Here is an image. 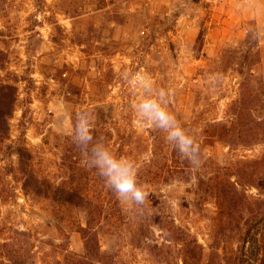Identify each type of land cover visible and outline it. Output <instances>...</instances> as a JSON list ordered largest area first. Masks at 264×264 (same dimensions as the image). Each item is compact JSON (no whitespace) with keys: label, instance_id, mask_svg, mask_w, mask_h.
Masks as SVG:
<instances>
[{"label":"rangeland","instance_id":"1","mask_svg":"<svg viewBox=\"0 0 264 264\" xmlns=\"http://www.w3.org/2000/svg\"><path fill=\"white\" fill-rule=\"evenodd\" d=\"M124 70H147L176 88L171 108L198 134L199 169L187 161L168 182L153 175L164 172L151 158L153 137L162 134L135 118L136 93L121 81ZM216 73L222 80L210 88L206 78ZM243 78L245 92L259 94L260 102L247 105L264 118V0H0V84L16 88L0 140V244L9 242L13 255L0 264H71L66 255L83 254L85 209L55 195L80 166L63 138L84 107L110 132L105 143L137 161L150 193L142 210L120 201L124 217L100 233L103 257L93 264H183L194 246V264H240L242 246L243 264H257L254 239L244 245L243 229L249 222L264 232V215L252 219L237 207L228 214L209 196L229 164L264 154V144L228 150L221 142L219 125ZM31 176L43 186L40 195L33 179L24 189ZM245 191L258 198L254 188Z\"/></svg>","mask_w":264,"mask_h":264},{"label":"trees","instance_id":"2","mask_svg":"<svg viewBox=\"0 0 264 264\" xmlns=\"http://www.w3.org/2000/svg\"><path fill=\"white\" fill-rule=\"evenodd\" d=\"M42 2V0H35ZM248 43V42H247ZM242 68L239 69V73ZM247 78H243L239 90L238 100L234 103L228 113V120L225 123L219 125V129L222 132L221 142L225 144L228 150H236V148H249L264 144V118L257 115L256 109L249 107L247 101L252 100L259 101V94L257 90H246L245 81ZM16 100V88L9 84H0V140H2L9 131L8 114L12 111ZM7 114V115H8ZM75 116V115H74ZM74 122V118L72 123ZM93 135L95 139H102L104 142L110 136V132L106 129L97 127L95 124ZM64 147H70L69 151H74V157L77 162H73L75 165H80L74 170L70 177V183L65 186L63 183L58 187L56 195L58 198L66 194L70 197L72 203L77 202L76 205L83 206L87 220L84 227H79L78 233L83 241V254H70L66 255V262L71 264H93L101 263L103 254L100 250L98 237L100 233L105 231H111L116 226V223L122 221L123 213L120 205V200L116 198L114 193L107 189L103 180L98 176L95 169L89 168L84 164V158L77 145L72 142L69 136L63 138ZM152 160L160 161L164 172L159 171L158 177H162L166 182L170 179H174L182 175L185 171V164L187 160L182 159L177 152L172 150L164 140H161L158 136L154 135L152 144ZM68 151V152H69ZM81 161L83 164L81 165ZM151 161V160H150ZM228 172L223 179H220L211 186L212 194L209 196L214 199L218 205L224 207V209L231 212V209L238 208V211L244 209L250 211L252 219H262L264 215V154L260 158L247 159L243 157L237 161L231 163L226 167ZM234 179L233 181L231 179ZM37 185L33 193L40 195L43 192V186H39L38 177H28L24 182V189L27 191V185L32 182ZM41 183V182H40ZM91 183H101L104 186L94 187ZM31 185V184H30ZM72 185V186H69ZM102 187L103 190H102ZM246 188H254L258 192V198L249 197L246 194ZM256 206L255 209L250 206ZM230 207V208H229ZM258 225H252L251 223H245L243 229V241L245 245L252 237L254 241L252 245L256 247V263L264 264V232L259 230L255 232V228ZM176 229V228H175ZM258 229H256L257 231ZM180 231V229H177ZM198 248V247H193ZM187 249V248H186ZM192 250H188L183 254V264H194L196 256ZM13 255L12 245L9 242L0 244V258L7 259L11 262ZM240 264H243V259L247 258V252L242 246L240 248Z\"/></svg>","mask_w":264,"mask_h":264},{"label":"clouds","instance_id":"3","mask_svg":"<svg viewBox=\"0 0 264 264\" xmlns=\"http://www.w3.org/2000/svg\"><path fill=\"white\" fill-rule=\"evenodd\" d=\"M120 79L135 90L131 110L137 121L162 134L164 142L179 156L187 160L193 170L203 162L202 147L198 134L186 127L172 110L176 88L159 85L147 70L120 73ZM207 86L215 88L222 80V74L209 75ZM96 123L95 110L87 107L75 113L70 127L72 142L78 146L84 164L95 169L107 189L116 198L135 210H142L150 193L139 182V165L134 158L117 154L102 139H95L93 130Z\"/></svg>","mask_w":264,"mask_h":264}]
</instances>
